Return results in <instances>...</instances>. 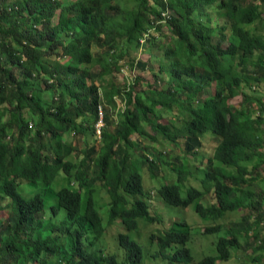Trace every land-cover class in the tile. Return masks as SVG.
I'll list each match as a JSON object with an SVG mask.
<instances>
[{"label": "trees", "instance_id": "obj_1", "mask_svg": "<svg viewBox=\"0 0 264 264\" xmlns=\"http://www.w3.org/2000/svg\"><path fill=\"white\" fill-rule=\"evenodd\" d=\"M263 13L264 0H0V264H47L53 255L52 264L140 263L144 252L128 231L138 218L155 217L142 200L138 170L146 166L157 176L160 163L159 152L133 156L139 148L133 134L154 138L143 124L172 143L183 137L190 155L212 132L215 146L199 187H187L182 196L181 184L163 183L159 196L170 206L192 204L212 219L246 209L233 223L204 228L218 233L216 251L196 264H219L247 247L252 253L242 264H257L264 256L263 189H255L264 164V98L253 89L264 82ZM163 27L171 34L166 43L156 40ZM142 40L158 49L155 80L169 78L160 89L149 85L132 95V86L118 85L112 74L120 60L149 67L136 59ZM238 95V106L231 105ZM117 96L125 108L111 131L105 111ZM99 106L104 124L94 144ZM173 107L182 119L159 122L160 110ZM70 133L85 147L77 151ZM181 164L173 169L180 180L188 175L187 159ZM100 188L108 202L97 200ZM204 193L214 202L204 205ZM48 199L64 208L61 218H42ZM98 208L125 230L117 235L125 249L120 261L104 251ZM191 227L175 221L158 236L155 254L164 264L192 260L186 247Z\"/></svg>", "mask_w": 264, "mask_h": 264}, {"label": "rangeland", "instance_id": "obj_2", "mask_svg": "<svg viewBox=\"0 0 264 264\" xmlns=\"http://www.w3.org/2000/svg\"><path fill=\"white\" fill-rule=\"evenodd\" d=\"M134 2H132L133 4ZM152 3V2H151ZM59 10H56L54 17L51 20V24H55L57 22ZM170 12V11H167ZM212 23L217 21V17L214 13H211ZM264 15V13H263ZM264 18V17H263ZM161 34L156 37L157 42L166 43L170 38V31L167 27H163L161 30ZM149 48V50L147 49ZM93 52L100 51L96 46L92 48ZM158 53L157 46L155 44L149 45L148 42L142 40V48L137 53L136 59H140L141 61H147L149 67H145L143 69L135 67L134 64L132 66H127V62L124 60H120L118 63L119 70L115 71L112 75L115 77L114 81L118 85H126V89H128V85H131L133 88L132 95L136 92H146L149 88H158L168 80V73L164 74V77H158L156 80L153 76V72L158 74V63L152 61V57ZM3 57L5 56L2 54ZM66 57L60 58V61H64ZM124 64V65H123ZM156 81H159L157 83ZM90 83V82H89ZM157 83V85H156ZM257 93L262 95L264 98V82H261L258 85H254ZM214 90L213 85L209 88V93H212ZM45 97V95H44ZM56 99V98H55ZM241 100V96H235L234 98L229 99V103L233 106H238V103ZM125 108V100L121 96L115 97V107L111 105L108 107L107 112L112 123L109 125V130H113L115 126V122L122 117V111ZM104 112V114H105ZM160 118L159 122L167 124L170 121H175L176 123L180 119L181 112L177 108H172L170 111L160 110ZM146 128L147 133L154 137H141L133 134L131 137L133 140L138 141L139 148L135 147V152L133 156H140L142 158V154L149 152H158L161 150L165 151V154L160 157V162L158 165V175L152 176L149 171L146 169V166L139 169L138 172L141 174L144 191L149 195V204L151 208V212L157 217L161 219L160 222L155 223H144L141 219H138V233L136 237L138 241L144 248V257L139 264H163L164 260L161 256L156 257L154 255L155 250L157 249L156 241L149 240V234L159 232V229H165L169 227L173 221L183 220L187 224L194 227V230L191 227L190 238L186 244V247L191 252L192 260L189 263L184 264H196L198 260H200L204 255H213L215 254V245L214 242L218 236V233L206 234L203 232L204 228L209 224H214L217 222H221L225 225L229 223H233L238 220L241 216L246 213L245 210H237L230 213L225 214L220 219H212V218H201L197 212L193 209V205H189L186 208L175 207L167 205L163 202V200L156 194V189L165 182H174L177 175H175L172 169L176 167H182L181 161L184 158L187 159V168L188 175L181 182L183 189H186L189 186L199 187L200 185V177L201 171L205 166L206 158L213 152L215 141L214 136L211 132L207 131L205 134L201 136V146L198 148L196 154H184V150L182 149L183 137H178L175 142H169L164 136L160 134H156L147 124H143ZM260 127L264 130V123L260 125ZM98 133V132H97ZM66 136V135H65ZM72 136L69 140L72 142V145H78L77 151L81 148L85 147V142L83 139L77 144L75 141V135L70 133ZM79 136V135H77ZM92 143L97 144L95 140H91ZM74 161L77 159L75 154V150L71 156ZM137 158V157H136ZM259 177L258 181H256L255 189L257 192L263 196L264 202V164L259 168ZM203 175V173H202ZM202 186V185H201ZM199 189H202L199 188ZM185 193L181 191V195L183 196ZM96 198L99 203H105L108 201V196L104 194L103 189L96 191ZM199 200L203 204H209L210 202H214L212 194H204ZM103 210L106 208L100 209L98 208V212L100 215H103ZM2 212L0 211V214ZM63 210H61V214H63ZM118 221L116 220L114 224L110 225L107 228L105 233V249L104 251H111L117 257V260H121L123 258V250L120 248L116 242V235L119 231H121L120 225L118 226ZM113 226V227H112ZM131 233V237L132 234ZM133 238V237H132ZM245 238L241 237V244L244 243ZM174 251L175 249H170ZM244 253V254H243ZM247 253H252L251 247H247L245 250L239 252L238 254L232 253L231 257L227 261H218L219 264H242L246 260ZM243 254V255H242ZM264 256H262L257 264H264ZM47 264L56 263V256H51L46 261Z\"/></svg>", "mask_w": 264, "mask_h": 264}, {"label": "clouds", "instance_id": "obj_3", "mask_svg": "<svg viewBox=\"0 0 264 264\" xmlns=\"http://www.w3.org/2000/svg\"><path fill=\"white\" fill-rule=\"evenodd\" d=\"M54 98H56V97H54ZM97 111H98V119L95 121V124H94V126H95V128H96V135H97V138H96V142H98V139H99V137H100V127L104 124V122H103V114H102V108L99 106L98 107V109H97ZM257 114H258V112H257ZM256 114V115H257ZM182 118H180V120H181ZM264 131V130H263ZM98 132V133H97ZM210 132V131H209ZM206 133V132H205ZM204 133V134H205ZM211 134H212V132H211ZM182 146H183V144H182ZM200 146H201V138H200ZM197 150L198 149H196V150H194V152L193 153H196L197 152ZM159 153H162L163 155L165 154V151H158ZM159 153H157V155L159 156V158H160V154ZM150 159H151V157H149ZM207 159V158H206ZM159 161H160V159H159ZM161 163V162H160ZM216 164H217V162H216ZM206 165H207V163L205 162V166H204V168L206 167ZM203 168V169H204ZM133 170H136V169H133ZM172 171H173V173L175 174V172H174V170L172 169ZM202 173H204V171H201V179H202ZM176 175V174H175ZM184 178H186V176L184 177ZM183 178V179H184ZM142 179V178H141ZM183 179H179L177 176H176V178H175V180H174V182H176V183H178V184H181L182 182V180ZM200 179V180H201ZM165 183H168V182H165ZM163 185V183L158 187V189L161 187ZM144 187V186H143ZM194 187V186H193ZM197 188V187H196ZM158 189H156L157 191H156V194L159 196V193H158ZM183 192L184 193H186L185 192V189H183ZM105 194V193H104ZM205 194V193H204ZM203 194V195H204ZM202 195V196H203ZM108 196V195H107ZM201 196V197H202ZM160 197V196H159ZM200 197V198H201ZM161 198V197H160ZM143 199H145L146 201H147V203L149 204V195H148V193H146L145 191H144V197H142V200ZM162 199V198H161ZM110 199H109V197H108V201H109ZM107 201V202H108ZM118 201V200H117ZM164 202V201H163ZM165 203V202H164ZM204 205H207V204H204ZM45 208H46V213H44L43 215H42V218H49V217H52V216H54V217H56V218H61L62 216H63V214L65 213V210H64V208H62V207H60L59 205H58V203H56V201H53V200H47L46 201V204H45ZM61 210H63V214H61ZM148 213H149V215H153L154 217H155V220L154 221H152V222H146L144 219H142V218H138V219H141L144 223L146 222V223H155V222H160L161 221V219L157 216H155L152 212H151V208H150V204H149V211H148ZM199 215V214H198ZM200 216V215H199ZM102 218H100V220H101V222L106 226L105 227V230H104V232L101 234V236L103 237V239H104V236H105V233H106V231H107V228L110 226V225H112V224H114L115 223V221H112L111 223H108L107 222V220H108V216H107V214H105V212L103 211V215L101 216ZM201 217V216H200ZM201 218H205V217H201ZM138 219L136 220L137 221V225H136V227L134 226L130 231H128V233H129V235H130V237H131V233L132 232H134L133 234H132V237H133V239L136 241V243L140 246V248L143 250V252H144V248H143V246L141 245V243L138 241V238L136 237V235H137V233H138ZM179 221H183V220H179ZM173 222H175V221H173ZM184 222V221H183ZM120 224H118V226H119ZM113 227V226H112ZM121 227V226H120ZM168 228H170V226L169 227H167V228H165V229H159V232L157 233V234H155V233H150L149 234V240L150 241H156V245H157V249L155 250V252L159 249V247H158V242H159V238L161 237V236H163L164 234H165V230H168ZM122 232H125V230L121 227V231H119L118 233H117V235L119 234V233H122ZM117 235H116V242H117ZM158 236H160L159 238H158ZM131 237V238H132ZM104 241H105V239H104ZM117 244H118V242H117ZM119 246V245H118ZM120 247V246H119ZM121 248V247H120ZM123 250V257H125V249H122ZM155 252H154V255L156 256V257H158V255H156L155 254ZM144 257V256H143ZM117 260V259H116ZM122 260V259H121ZM164 260V259H163ZM118 261H120V260H118ZM165 261V260H164ZM165 263V262H164ZM163 263V264H164ZM139 264V263H138Z\"/></svg>", "mask_w": 264, "mask_h": 264}]
</instances>
